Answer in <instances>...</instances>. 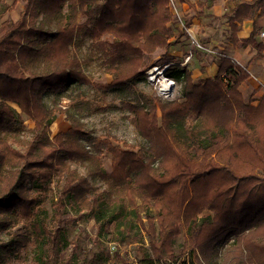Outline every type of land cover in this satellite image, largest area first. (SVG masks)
Returning a JSON list of instances; mask_svg holds the SVG:
<instances>
[{
	"label": "trees",
	"instance_id": "16d2710c",
	"mask_svg": "<svg viewBox=\"0 0 264 264\" xmlns=\"http://www.w3.org/2000/svg\"><path fill=\"white\" fill-rule=\"evenodd\" d=\"M22 3L19 19L6 18ZM234 3L224 16L229 41L264 56L255 29L247 39L237 36L239 25L263 17L264 0ZM176 19L170 0H0V264L23 250L35 252L36 264L107 263V252L76 259V247L62 258L68 210L90 215L100 230L136 216L149 250L132 261L117 251L115 264H219V257L220 264H264V95L245 100L240 87L250 73L232 57L219 53L216 76L198 81L188 65L170 59L164 74L181 86L180 99L141 95L107 107L133 116L142 144L85 130V111L107 109H95L82 88L134 93L158 65L156 55L172 50ZM87 40L90 56L82 60L76 48ZM95 61L110 82L90 79L86 67ZM60 97L69 107L57 104ZM57 114L70 128L53 136ZM26 121L34 124L29 138ZM73 162L87 163L88 177ZM55 179L62 189L50 227L42 201Z\"/></svg>",
	"mask_w": 264,
	"mask_h": 264
},
{
	"label": "rangeland",
	"instance_id": "374dc122",
	"mask_svg": "<svg viewBox=\"0 0 264 264\" xmlns=\"http://www.w3.org/2000/svg\"><path fill=\"white\" fill-rule=\"evenodd\" d=\"M24 4L22 3L16 10L10 12L6 18L12 21H16L20 17ZM179 16L186 21L190 19V16H184L181 14L179 8H177ZM80 22H83V18H79ZM177 20V19H176ZM177 35L187 36L184 34L182 28L178 25ZM230 35V33L228 34ZM182 37V36H181ZM180 37V39H181ZM188 38V36H187ZM264 40V38H259ZM90 41L87 40L84 43L80 44L79 49L76 48V52L79 54V57L82 60L88 59L90 56ZM178 46L177 50H172L168 54L159 53L155 57V61L158 62V65L152 67L146 71L147 80L138 83L135 86V92L128 94H107L103 95L100 91L89 90L85 87L82 88L85 99H88L95 109L97 108H109L110 106H120L121 101H135L136 98L141 95H151V96H160L164 100H175L180 99L182 95V88L179 84H176L173 80L167 78L164 74L165 70L169 67L170 59H173L174 51H180V48H183V52L189 51L191 48L187 46L186 42H183ZM180 47V48H179ZM216 49V48H214ZM218 51H220L218 49ZM175 58V56H174ZM176 61L181 62L183 58H175ZM193 64L189 67L192 72V78L195 81H198L199 78H195L196 68L203 67V78L210 76V69L213 64H218L217 55H205L203 53L196 54V59L193 60ZM260 72H264V67L262 66ZM86 73L89 75L90 79L95 83H107L112 80L110 75H105L99 66V62L95 61L86 67ZM168 80L169 83H173L171 90L162 92L163 82ZM246 82V81H245ZM244 82V83H245ZM242 84V86L244 85ZM241 86V87H242ZM245 91L242 92L246 101L249 99H259L255 97V91L253 92L252 87H243L241 89ZM254 93V94H251ZM261 98V97H260ZM53 97L46 96L45 102L48 107L53 106ZM57 104L62 107H69L70 100L67 97H60L56 99ZM256 104V103H255ZM82 121L86 126V131L91 132L93 136L96 137H117L121 141H126L130 144H142L143 140L137 134L135 128V121L133 116L128 112L122 110H88L85 111L82 117ZM26 131L22 134L26 137H31V131L34 129V124L29 121L25 122ZM70 128V123L66 120L65 115L57 114L56 119L51 127L53 136L61 132H66ZM114 144H116L114 142ZM72 168L77 169L79 173L83 176L88 177V166L87 163H71ZM102 166L106 173H110L112 170L111 156L105 154L102 158ZM89 181L98 189L104 190L107 187V184L99 179H92L89 177ZM61 182L58 179H55L52 184V190L48 192L42 201V209L45 211L43 220L47 226L52 227V221L54 215L56 214V203L59 198L62 186ZM84 212L77 210H68L64 218L66 219L65 223V247L63 248L62 258H67L71 255L74 247H76L75 258L84 261L93 258V256L100 254L102 252L109 253L110 260L105 264H115L114 256L117 251L121 253L122 256L129 258L131 261L136 257H141L143 254L142 249L149 250V241L146 237V234L142 232L141 227L136 216H126L123 215L122 218L119 217V220L110 226L107 230H100V224L97 223L90 215L83 216ZM23 224L18 227L12 228L11 232H15L17 229L22 228ZM186 233L182 232V235L176 239L175 251L179 253L182 248V245L185 241ZM2 240L7 242L9 236L4 234ZM35 252L33 250H23L20 256L15 257L11 264H36ZM218 263L222 262V258H218Z\"/></svg>",
	"mask_w": 264,
	"mask_h": 264
},
{
	"label": "crops",
	"instance_id": "0c3cea01",
	"mask_svg": "<svg viewBox=\"0 0 264 264\" xmlns=\"http://www.w3.org/2000/svg\"><path fill=\"white\" fill-rule=\"evenodd\" d=\"M242 1L252 2L253 0ZM177 5L181 14H183V17L190 16L189 20H187L188 17H186V21L191 23V33L197 40H199L209 50H213L218 54L222 52L226 53L233 59L239 61L241 65L247 69L250 73V78L246 80L241 89H245L243 87L248 88L253 86L252 88L253 92L255 91V94H251H254L256 98L262 97L264 95V90L261 87V83L264 82V72H260V70L262 66L264 67V56H258L257 52L252 50L250 47L242 48L240 46H234L229 41L228 34L231 32V29L228 20L224 18V16L234 8V0H187L183 3L177 1ZM239 29L240 31L237 34L239 39L249 38L254 29L257 31L259 38H261L262 33H264V15L263 17H255L252 21L244 22L239 25ZM176 33H178V29ZM176 33L172 39L175 46L174 50L178 49L179 44L182 43L184 45L183 42H186L187 46L191 49L187 52H183V48L179 47L180 51H174L172 61L178 62L176 61L178 59L175 58H183V60H180L183 65L190 66V64H193V60L196 59V54L198 55L203 52L197 51L190 45L189 37L187 38V36L185 37L183 35H181V37ZM260 41L264 42L262 39H260ZM218 49L220 51H218ZM190 51L194 53V58L189 63L185 64V58ZM198 67L195 70V78H199V80L205 79L203 78L202 73L204 71L203 67ZM210 72V76L206 78H213L216 76L218 72V64H213ZM244 91L242 90V92Z\"/></svg>",
	"mask_w": 264,
	"mask_h": 264
},
{
	"label": "built area",
	"instance_id": "2783aa9c",
	"mask_svg": "<svg viewBox=\"0 0 264 264\" xmlns=\"http://www.w3.org/2000/svg\"><path fill=\"white\" fill-rule=\"evenodd\" d=\"M171 1V9L174 13V15H176L177 17V21H178V25L182 28V30H185L189 39H190V45L196 49L197 51L199 52H203L205 54H216L217 56L219 55L218 53L214 52L213 50H209L207 47H205L199 40H197L191 33V30L190 28H187L186 25H185V21L179 16L178 12H177V1L176 0H170ZM262 38H264V33H262L261 35ZM194 58V53L192 51H190L187 55V57L185 58V61L184 63L187 64L189 63L191 60H193ZM233 62L236 64V65H241V63L235 59H233ZM261 87L263 88L264 90V82L261 83Z\"/></svg>",
	"mask_w": 264,
	"mask_h": 264
},
{
	"label": "bare ground",
	"instance_id": "6f19581e",
	"mask_svg": "<svg viewBox=\"0 0 264 264\" xmlns=\"http://www.w3.org/2000/svg\"><path fill=\"white\" fill-rule=\"evenodd\" d=\"M172 85H173V83H169L168 80H165V81L163 82V85H162L163 88L161 89V91L164 92V91H167L168 89L171 90Z\"/></svg>",
	"mask_w": 264,
	"mask_h": 264
}]
</instances>
